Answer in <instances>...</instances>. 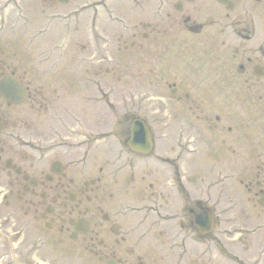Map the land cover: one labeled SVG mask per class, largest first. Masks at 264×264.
Wrapping results in <instances>:
<instances>
[{
    "label": "flooded vegetation",
    "instance_id": "flooded-vegetation-1",
    "mask_svg": "<svg viewBox=\"0 0 264 264\" xmlns=\"http://www.w3.org/2000/svg\"><path fill=\"white\" fill-rule=\"evenodd\" d=\"M94 1L0 0V264H264V0H119L133 31L103 0L115 38ZM113 42L150 60L133 110L79 72Z\"/></svg>",
    "mask_w": 264,
    "mask_h": 264
},
{
    "label": "rangeland",
    "instance_id": "rangeland-1",
    "mask_svg": "<svg viewBox=\"0 0 264 264\" xmlns=\"http://www.w3.org/2000/svg\"><path fill=\"white\" fill-rule=\"evenodd\" d=\"M96 1V0H95ZM81 2V1H80ZM111 2L112 8H114V13L113 15H127V25L133 30L140 29L139 25H137L138 20H145L149 18L148 16H145L144 14H140L135 10V6H131V11L128 14H125L120 11V4L119 0H110L109 3ZM137 8V7H136ZM97 14V22L96 24L98 25L99 29L101 28L104 30V34H107L108 36H111L112 38H115V36L119 33L120 31V26L118 23H110L108 22L107 16H108V11L106 10V21L104 19L105 12L103 10L102 6H98L96 9ZM87 13L84 11L83 13H80V22H79V30L80 32H84L85 29L83 28V23L85 20H87ZM123 15V16H124ZM86 22V21H85ZM127 33H123L127 35ZM83 35L86 37L85 32ZM109 37V38H111ZM114 41V39H113ZM84 44V43H82ZM88 47V46H87ZM79 57L82 56H87L90 53V49H84L79 47ZM96 56H103V55H108L111 56L112 58L115 59L117 62L118 59L120 58L123 61V65L117 66V65H112L113 70H110L108 73H106V64H83L79 65V72H87L89 74L94 75L96 82L101 81L102 82V88H105L106 90V85H111L114 87L115 90H118L116 94H112L110 97H106V99H110L112 104H119L123 105L124 109H127V106H131V109L133 110L136 105V96L138 90L141 89H147L150 90V84L149 80L150 78V60L149 58L144 59L142 55L139 54L138 50L136 48H128L125 51L122 49H118L113 42L112 44H106L102 49L100 50H95L94 53ZM87 68V70H84V68ZM96 88V86H95ZM116 92V91H115ZM145 96H150V93H147ZM97 98V97H96ZM144 102L146 104H150L149 100L144 99ZM128 112V111H127ZM113 123V118L111 120V123L108 125V128L113 131L115 136L111 137L110 139L115 141L124 135L120 133L121 129L118 126H113L111 127ZM114 188V187H112ZM1 199V195H0ZM0 204H3L1 202ZM105 235V230L102 228L100 230V238H104ZM78 264H102L97 260V257L92 256L88 250L87 247H84L82 243L79 242L78 244ZM162 264H168V262H162Z\"/></svg>",
    "mask_w": 264,
    "mask_h": 264
},
{
    "label": "water",
    "instance_id": "water-1",
    "mask_svg": "<svg viewBox=\"0 0 264 264\" xmlns=\"http://www.w3.org/2000/svg\"><path fill=\"white\" fill-rule=\"evenodd\" d=\"M134 130V129H133ZM133 140H136L135 138H133ZM149 145V142L148 141H146V146H148Z\"/></svg>",
    "mask_w": 264,
    "mask_h": 264
}]
</instances>
